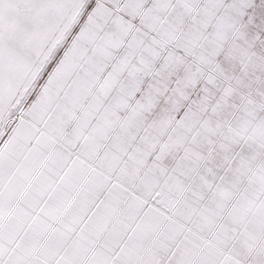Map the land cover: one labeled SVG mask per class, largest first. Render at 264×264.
<instances>
[{
  "label": "snow or ice",
  "instance_id": "6c2138e0",
  "mask_svg": "<svg viewBox=\"0 0 264 264\" xmlns=\"http://www.w3.org/2000/svg\"><path fill=\"white\" fill-rule=\"evenodd\" d=\"M0 264H264V0H0Z\"/></svg>",
  "mask_w": 264,
  "mask_h": 264
}]
</instances>
